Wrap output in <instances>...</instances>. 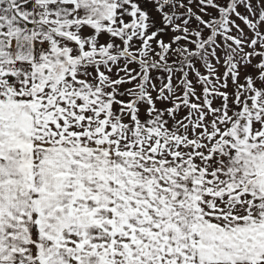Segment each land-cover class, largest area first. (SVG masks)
Instances as JSON below:
<instances>
[{
  "label": "snow or ice",
  "instance_id": "snow-or-ice-1",
  "mask_svg": "<svg viewBox=\"0 0 264 264\" xmlns=\"http://www.w3.org/2000/svg\"><path fill=\"white\" fill-rule=\"evenodd\" d=\"M0 264H264V0H0Z\"/></svg>",
  "mask_w": 264,
  "mask_h": 264
}]
</instances>
